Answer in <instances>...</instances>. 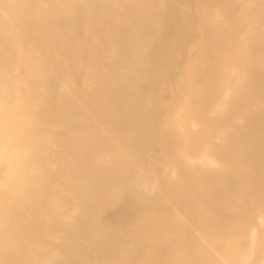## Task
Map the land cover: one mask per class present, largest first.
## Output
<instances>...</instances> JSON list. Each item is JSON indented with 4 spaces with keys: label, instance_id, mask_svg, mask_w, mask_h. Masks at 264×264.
Here are the masks:
<instances>
[{
    "label": "bare ground",
    "instance_id": "obj_1",
    "mask_svg": "<svg viewBox=\"0 0 264 264\" xmlns=\"http://www.w3.org/2000/svg\"><path fill=\"white\" fill-rule=\"evenodd\" d=\"M179 1L0 0V264H264V0Z\"/></svg>",
    "mask_w": 264,
    "mask_h": 264
},
{
    "label": "rangeland",
    "instance_id": "obj_2",
    "mask_svg": "<svg viewBox=\"0 0 264 264\" xmlns=\"http://www.w3.org/2000/svg\"><path fill=\"white\" fill-rule=\"evenodd\" d=\"M193 0H180V7H179V13L181 14V26L183 29H185V32L192 31L193 29L196 28L197 24V12L195 10L194 5H192ZM197 29V28H196ZM176 48L169 49L168 53L164 57V62L166 65V69L168 70V80L164 84V86L160 87L157 92L162 96L164 99V108L163 110L165 111H170V108H172L174 101L172 98L174 97L172 95L174 91V70H175V65H176ZM201 51V49L194 48L193 51H191L192 54H197ZM165 111V112H166ZM259 144L263 146L262 153L256 157L257 155V148L252 147L249 150V161L246 160L245 166H250V168H253L254 170H260L264 174V130L260 133V138H259ZM156 161V157H150L148 158L144 163L145 166L148 165L150 166L148 169L151 171V165H153ZM252 195V190L248 193H244L237 198L232 196L229 192V190L226 187H222L221 189H218L215 191L214 194H209V195H203L202 197V202L204 206H214V205H222V208L225 212H223V215L228 214L229 211L233 209L237 210H246V209H254L255 212L259 213L263 207H264V194L260 196V204L257 205L256 207H251L249 205V199L250 196ZM220 219L222 220L220 222V225H233L234 220L230 219L229 217L226 216H221ZM215 227H209L207 232H215L219 229H215ZM212 235V234H211ZM218 238L216 236L211 237L210 241H217ZM172 264H183L180 262H177L176 260L173 261Z\"/></svg>",
    "mask_w": 264,
    "mask_h": 264
}]
</instances>
